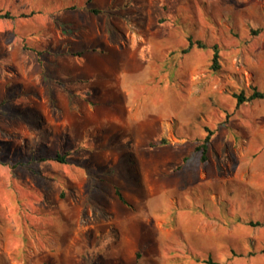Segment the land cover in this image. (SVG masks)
<instances>
[{"label":"rangeland","instance_id":"1","mask_svg":"<svg viewBox=\"0 0 264 264\" xmlns=\"http://www.w3.org/2000/svg\"><path fill=\"white\" fill-rule=\"evenodd\" d=\"M0 9V264H264V0Z\"/></svg>","mask_w":264,"mask_h":264},{"label":"trees","instance_id":"2","mask_svg":"<svg viewBox=\"0 0 264 264\" xmlns=\"http://www.w3.org/2000/svg\"><path fill=\"white\" fill-rule=\"evenodd\" d=\"M92 12L96 14L102 13V9L92 7L90 8ZM35 14V11H32L30 13H19V14H13L10 10H4L0 9V15L2 17L6 18H15V17H30ZM262 30H254L255 34L260 33ZM195 47L200 48V49H206V48H211L213 50V57H212V63H211V69L214 72H218L222 70V64H221V50L218 44H214L213 46H209L207 43H205L203 40L200 39H195L193 35L188 36V44L187 46L181 48V52L183 54H188L190 53ZM251 93H247L246 90H241V91H235L232 93L233 97L236 98L237 100V108H240L241 105H243L245 102L248 101H255V100H261L264 99V90L260 89L258 86L254 85L251 86ZM207 130V135L203 139V142L197 147L198 150L202 151V162L206 163L208 161V151L210 148V144L213 140V137L215 135V130L211 129L210 127L206 128ZM168 143V139L162 138L161 140L157 142H153V145H159V144H166ZM71 154V151H65L63 152H57L54 156L50 157L49 159L59 161L61 163H67L68 162V157ZM118 195L122 199V201L126 202V199L124 196L121 194L120 191H118ZM252 225H261V222H255L252 221L250 222ZM141 257V253L137 252V259L138 261L136 264L139 263V259ZM208 264H224L218 261H215L212 259V257H209L208 259L204 260Z\"/></svg>","mask_w":264,"mask_h":264},{"label":"crops","instance_id":"3","mask_svg":"<svg viewBox=\"0 0 264 264\" xmlns=\"http://www.w3.org/2000/svg\"><path fill=\"white\" fill-rule=\"evenodd\" d=\"M82 53H85V52H80V53H78V55H80V54H82ZM96 53H98V52H96ZM98 54H99V53H98ZM98 54H95L92 58L89 57L88 59H90V60H91V59H94V58H97V59H100V58H101V59H103L101 56L98 57ZM135 264H136V263H135Z\"/></svg>","mask_w":264,"mask_h":264}]
</instances>
